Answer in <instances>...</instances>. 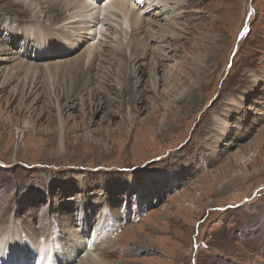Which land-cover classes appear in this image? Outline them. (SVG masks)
Returning <instances> with one entry per match:
<instances>
[{"label":"rangeland","instance_id":"1","mask_svg":"<svg viewBox=\"0 0 264 264\" xmlns=\"http://www.w3.org/2000/svg\"><path fill=\"white\" fill-rule=\"evenodd\" d=\"M179 1V36L167 44L169 58L158 61L156 90L146 76V92L129 103L141 108L132 126L123 76L130 87L133 82L121 43L104 46L111 76L90 84L101 93L79 89L73 107L64 108L61 154L46 86L11 95L0 84V235L13 228L19 240L0 264H35V241L62 252L95 224L91 249L102 264H264V0ZM2 2L8 9L0 5V13L31 19L21 6ZM137 56L131 58L135 68ZM182 61L185 78L171 81V70L182 75ZM71 80L58 79L62 107ZM214 114L230 123L223 139L216 138Z\"/></svg>","mask_w":264,"mask_h":264},{"label":"bare ground","instance_id":"2","mask_svg":"<svg viewBox=\"0 0 264 264\" xmlns=\"http://www.w3.org/2000/svg\"><path fill=\"white\" fill-rule=\"evenodd\" d=\"M99 1L8 0V6H21L24 11L28 12L31 19L18 20L15 16L7 17L0 13V84L5 88H11V95L18 93L20 89L22 92L26 90L29 95L34 94L46 86L49 96H51L48 107L50 104L52 105L58 119L56 127L57 154H61L66 149L64 142L65 119L62 117L64 108L73 107L74 96L79 89H85L90 93L94 92L96 95L101 93L97 87H90V84L95 80L103 81L111 76L109 66H106L107 63L109 64V60L104 46L114 49L119 43L125 46L124 51H120V53L129 59L130 80L133 83L130 87L126 75H124L122 90L125 95V117L129 121V125L132 126L136 116L134 111L138 112L141 108L135 107L134 110L129 103L141 99L140 96L146 92L142 87V81L146 76L150 85L149 89L156 90L157 75L162 67L158 61L169 58L167 44L170 38L179 36L176 29L180 27L175 21L180 18L182 13V3L179 0H104L102 5ZM6 3H0L4 12L8 9ZM158 5H165V7L157 10ZM170 9L172 11H169V16H167L165 11ZM131 40L135 41L130 46ZM134 54L138 55L137 59L139 60H137L136 68L131 64ZM81 65L85 68V73H73ZM183 65L184 61L180 62L178 66L182 75L175 74V70H171L169 75L171 81L181 82L185 78L186 70L183 69ZM67 77L72 78L69 83L71 88L68 90L69 93L66 92L67 103L62 107L60 94L56 96V90L62 91L57 87L58 79L67 80ZM81 77H84L85 80L82 81ZM114 78L115 84L120 85V80L117 77ZM176 87L172 86V88ZM163 93L161 92L158 98L163 99ZM228 101L237 107V111L242 110L243 106L235 97H228ZM165 103V106L170 107V102ZM24 107L26 108V106ZM160 107L159 104L151 105L149 114L142 119L141 124L144 125L148 120H151ZM26 109L30 110L31 107ZM258 111L257 109L256 112ZM8 117L9 115L6 119ZM212 122L215 129L218 130L216 138L227 137L230 133L229 121L214 114ZM118 127L117 130H122L120 123ZM28 128L29 124L25 120L22 129ZM214 149L213 152H215ZM233 158L235 161H244L238 155H234ZM83 213L82 211L81 214L83 215ZM81 226V231L87 233L88 223L82 220ZM97 228L95 224L91 233L87 234L84 239L76 235L77 243L67 246L62 252L50 248L46 241H35V264H57V258H52V255L57 256L62 264H70L77 257H81L80 264H102L100 254L91 249L97 241L95 239ZM16 236L13 228L10 234L8 232L5 236L0 235V256L15 250V247L19 245ZM102 248L106 250L109 247L103 245ZM25 250V254H28L32 248L29 252L27 249Z\"/></svg>","mask_w":264,"mask_h":264}]
</instances>
